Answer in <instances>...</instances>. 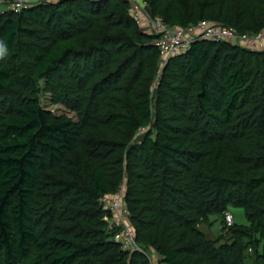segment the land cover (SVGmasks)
Returning a JSON list of instances; mask_svg holds the SVG:
<instances>
[{
  "label": "trees",
  "instance_id": "16d2710c",
  "mask_svg": "<svg viewBox=\"0 0 264 264\" xmlns=\"http://www.w3.org/2000/svg\"><path fill=\"white\" fill-rule=\"evenodd\" d=\"M144 1L174 27L264 29V0ZM156 37L128 0L0 10V264H264V47L196 39L163 61ZM121 185L147 254L101 204Z\"/></svg>",
  "mask_w": 264,
  "mask_h": 264
},
{
  "label": "built area",
  "instance_id": "2783aa9c",
  "mask_svg": "<svg viewBox=\"0 0 264 264\" xmlns=\"http://www.w3.org/2000/svg\"><path fill=\"white\" fill-rule=\"evenodd\" d=\"M38 1L13 0L12 2L6 3L0 0V10L12 9L15 12H20ZM128 1L130 2V12L135 22L146 32L157 36L155 43L159 48L163 61L172 55L185 51L196 39L230 40L248 47H264V29L254 36H246L239 34L232 27L207 21H199L197 24L187 27H174L163 21L161 17L153 16L149 12L144 0ZM123 188V185H121L113 195L102 196L101 204L104 209L109 210L112 214L109 224L110 227H118V232L114 237L120 242L121 247L126 250H138L147 254L137 245L135 230L127 219L128 211L123 202ZM232 219V214L226 212L225 222L227 226L233 223ZM148 257L153 261L154 256L152 254H149Z\"/></svg>",
  "mask_w": 264,
  "mask_h": 264
},
{
  "label": "rangeland",
  "instance_id": "374dc122",
  "mask_svg": "<svg viewBox=\"0 0 264 264\" xmlns=\"http://www.w3.org/2000/svg\"><path fill=\"white\" fill-rule=\"evenodd\" d=\"M41 96H42L41 97L42 106L44 108L51 110L55 114L65 113V114H68L72 117H75L74 112L67 109L63 105L52 103L48 93H42ZM232 211H228V212H230L232 214V217H233L232 221L233 222L235 221L238 223H242L245 221L244 215H243L242 210L240 208H233ZM214 218H215L214 216H211V220H213ZM219 226H220L219 219H216L212 222V224L210 226L202 225L201 229L207 234V236L209 238H215L217 236V234L219 233V229H220ZM224 232H226V229ZM251 253L252 252L250 250L247 251V254H249V256L251 255Z\"/></svg>",
  "mask_w": 264,
  "mask_h": 264
}]
</instances>
